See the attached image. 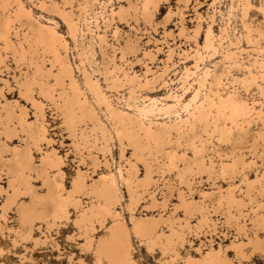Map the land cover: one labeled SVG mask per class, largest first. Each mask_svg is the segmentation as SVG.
I'll use <instances>...</instances> for the list:
<instances>
[{
  "label": "bare ground",
  "instance_id": "obj_1",
  "mask_svg": "<svg viewBox=\"0 0 264 264\" xmlns=\"http://www.w3.org/2000/svg\"><path fill=\"white\" fill-rule=\"evenodd\" d=\"M7 1L8 4H5V0H0V10L2 12L0 15V52L1 50L5 52V55L4 53L3 55L0 54V65L5 66L3 59L6 58V53L8 52H11L10 55L15 64L20 65L26 61L25 54L32 51L42 58L51 57L52 60L49 61L51 68L54 63H59L61 65L60 73L64 72L65 75L63 77L69 80L68 90L65 88L66 84L59 74L54 78V82L48 85L47 80L42 77L39 62L31 59L28 66L26 65L30 72L22 73L21 81L13 77L17 84L18 93L23 97H27L32 93L31 86L34 83H38L40 95L44 100L50 101L58 111L59 116L63 120V125L73 141L74 150L81 156L89 157L91 147L102 152H109L108 144L115 140L119 147L121 158L124 151L130 150L132 152L131 157L135 159L134 162L126 161L128 165L120 166L116 174L110 172L106 176L102 175L97 182L90 185L89 194H93L100 202L88 208V212L87 210L78 212L79 214L73 221V227L76 229L77 235L81 237L86 233H96L95 225L97 227L102 226L106 220L110 221L106 235L96 239L89 238L84 245H81L84 253L93 256L94 264H135L132 259L131 233L138 239L140 244L147 247L150 253L159 249L164 255L165 252L173 249L174 244L182 246L184 242L183 231L191 232V227L186 219L182 220L179 218L178 220L183 222L168 227V234L165 235L161 231L157 232L160 222L156 221V219L132 216L143 193L147 191L152 181L153 165L146 160L147 157L152 156L151 151L159 153L158 155H161L160 157L165 160L161 166L157 163L158 159L152 161L156 162L154 164H157L162 174L173 173L179 186L184 187L188 191H179L177 199L179 200L180 208L184 210L186 216L189 217L194 212L198 215L199 223L195 225L198 233L214 227L211 215L221 208L224 210L227 222H233L240 234L245 235L244 228L248 220L255 229L262 227L264 230V168L255 185V183L249 181L243 170H239L245 165L243 156L240 155L238 159V156L231 153L223 158L224 156L219 154L220 143L224 139L229 141L230 138L234 137L236 138L235 142H240L246 137L254 120L253 117L256 118L255 120H261L260 118L264 116V108L255 111L234 89L231 92H226L223 88H225L224 80L228 79V72L223 74V71H204L196 81L197 89L193 97L186 103L183 102V96L169 95L166 100L160 102L156 100L141 101L132 106L126 103L123 108L116 107L113 104L110 99L112 94L109 93L112 92L114 96H118V89L127 85L129 89L126 93L127 99L125 101L136 102L135 85L138 88L153 85L163 78L165 70L157 73L151 71L145 65L146 72L143 76H131L123 68L116 65L115 49L112 50V56L106 61L107 65L102 64L101 69L98 64L94 63L91 53L87 51L81 52L79 55V67L77 68L81 69L80 74L83 83L88 88L89 94L95 99L96 106L104 109L107 121L113 131L112 135L97 115L95 107L87 101L83 91L77 87V82L72 75L73 68L67 55L65 42L53 28L43 26L35 21L20 0H13L16 10L12 17L11 13L5 14L6 6L11 5L10 1ZM81 1L83 3L81 6L78 5L77 12L79 14L75 19H72L74 15L67 20L62 14H59L61 20L73 33L74 43H76L75 35L77 36V33L81 37V41L84 33L93 34L88 26L89 18L93 20L95 28L98 29L97 17L93 12V7L100 5V8L106 13L107 5L111 2V0H107L108 3L105 0ZM166 1L136 0L133 2L128 0L127 5L129 8L132 7L134 14H140L144 25L149 26L160 5L166 3ZM213 1L210 7L213 5ZM255 9L264 17V1L259 7H254L246 2L241 10L244 37L246 43L251 45L250 50H241L237 54L230 53L225 56L224 60L233 64H242L244 60L242 55L246 56L249 66L244 67L246 73L243 75L241 83L243 86L254 87L258 96L264 102V48L260 47V42L264 44V26L262 29L258 27L252 28L251 23L246 21L248 12ZM127 11L128 9L120 7L116 14H125ZM198 16V20H200V14ZM108 17L104 22L107 26L110 21H113L114 13L112 9L108 12ZM21 18H25L27 22L29 21L32 27L21 31L20 28L27 22L20 23L16 27L14 25L15 21H19ZM79 21L82 29L78 25ZM201 28L202 25L198 23L191 37L195 40L196 47L191 56L194 58L193 70L190 68L183 70L178 79L181 89L187 86L189 79L200 68V65H204L207 58L217 54V48L212 45L213 34L210 26L205 30L203 44L199 45L197 42ZM95 33L97 32L95 31ZM12 37L17 44L11 41ZM226 38L227 31L223 30L222 36L218 38V48L226 41ZM96 39L98 40L100 51L104 53V50L108 47L105 37L96 34ZM229 45L232 46L231 43ZM123 57V54H121L119 60L125 61ZM107 68L110 69L108 70ZM95 76H100L103 79V82L107 85L105 89L94 78ZM234 82L235 79L231 83ZM5 84L8 87L7 81H5ZM200 97H202L201 100ZM0 98H3L1 92ZM28 100L33 105L34 114L37 115L35 125L25 122L24 118H17L16 125L25 134L24 143L26 146L24 145L21 149L10 147L3 141V139L9 140L8 135L10 136L11 133L15 132L11 125L13 119L17 116L15 117L12 108L0 106V180L3 176L6 184L4 188L0 187V197H2L0 219L4 220L6 214L14 213L17 226V230L14 233L19 235L21 240L27 238L29 240L35 223L45 224L48 230L61 227L63 221L68 220V205L73 204L76 210L79 205V198L76 196L87 188L85 179L81 174L77 173L71 183V190L66 197H63L61 195L62 185L49 175L52 170H56L57 174L59 173L60 175L58 168L61 164V158L54 154H46L41 156L37 166L33 163V158L27 146L31 143L35 150L40 151L39 143L46 142L47 139H45L46 130L37 119L38 116L42 118L43 104L32 97ZM177 109L181 113L186 114L185 118L180 117ZM171 113H174L175 119L169 121L170 123L156 121L160 119V115L168 116ZM155 117L158 118L154 120ZM87 123L90 125L89 129L87 128ZM219 123H222V126H219ZM16 125L14 124V126ZM198 128H201L199 133L197 132ZM214 135L218 136L215 139L218 144L213 142ZM256 139L264 141V133H259L253 138V141L255 142ZM181 141L189 143L193 159L191 162L182 159L181 162L183 164L178 165L175 162L177 158L175 157L174 149L178 147ZM164 142L171 148V152H166L165 155L161 154L162 151L160 150V146ZM234 144L231 143L230 146ZM256 151L255 149L251 154L253 157L252 161L247 164L248 167L256 166L254 161L258 157ZM7 154H9L8 157H6ZM216 158L218 163L213 161ZM137 162L142 164L144 173L142 178L138 177ZM32 173L41 179L42 187L45 189L44 194L38 193L32 185ZM202 173L208 176L213 175L223 180L228 173L240 174L242 187L238 189L239 194L236 195L235 189L237 187L235 186H230L224 191L219 189L217 197H215L213 192L199 191L200 204L204 205L202 207L199 202L192 199L193 176ZM117 177L127 194L126 210L131 219L130 227H127L125 220L114 209L120 201L116 184ZM25 197L29 198L28 202L22 200L19 202L20 199ZM205 200L210 203V207H206ZM155 203L156 201L152 198V204ZM246 205H249V208L247 213H244L243 209L246 208ZM198 233H196L197 236L200 235ZM244 237L246 238V243L238 240V244H234L235 254L239 258H247L244 248L251 245L249 256L254 254L264 257V239L259 238L256 233H254L252 238ZM160 240L162 241L160 242ZM177 257V254H175L174 257H169V261L165 260L164 263L170 261L173 263ZM180 261L181 264H232L226 257L222 256L219 249H208L202 253L200 258L185 257Z\"/></svg>",
  "mask_w": 264,
  "mask_h": 264
},
{
  "label": "rangeland",
  "instance_id": "obj_2",
  "mask_svg": "<svg viewBox=\"0 0 264 264\" xmlns=\"http://www.w3.org/2000/svg\"><path fill=\"white\" fill-rule=\"evenodd\" d=\"M9 6H6L5 14L14 13L16 5L13 0H9ZM25 9L29 11L32 18L39 24L51 27L61 37L66 44L67 55L69 57L71 66L73 68V77L77 82V87L83 91L87 97V101L95 107L97 115L105 124L109 133L113 135L110 123L107 121L106 113L102 107L96 106L95 99L89 94L88 88L83 83L79 67V55L83 51H87L93 55V61L95 64L107 65L106 61L112 56V50L115 49V63L118 67L123 68L129 75L143 76L146 72L145 65L153 72L160 73L165 70L163 78L154 83L153 85L141 86L138 88L135 85L134 90L136 92V102L125 101L127 99V91L129 87L124 85L119 88V95L114 96L112 94L110 99L116 107H123L126 103L129 105H136L138 102H148L149 100L163 101L166 100L169 95L171 96H183V102H188L194 95L197 85L196 81L201 77L204 71L221 72L223 74L228 72V79L224 80L223 88L226 92H231L233 89L235 92L243 98L250 107H253L255 111H259L264 108L263 100L258 96L254 87L243 86L241 79L245 75L246 70L244 67L249 66L247 58L242 55L243 63L233 64L225 61L224 58L230 53H239L242 51H249L250 46L245 41V33L242 27L241 10L242 6L247 2L254 7H259L264 0H167L158 8V11L153 16L150 25H144L140 14H134V11L128 7V0H111L108 3L106 13L100 8V5L93 7V12L97 17V26L95 28L92 19H88V26L91 28L93 34L84 33L82 41L81 37L75 35L76 43L73 41V33L70 28L61 20L59 14H62L67 20L75 19L78 16L77 8L83 3L80 0H20ZM135 2L136 0H130ZM213 1V5L210 4ZM5 4L8 1L5 0ZM1 4V3H0ZM121 8L128 9L127 13L117 15L116 13ZM112 9L114 13L113 21H110L107 26L104 22L109 18L108 12ZM2 14L0 10V15ZM181 14V15H180ZM198 14L201 18L198 20ZM182 17V19H180ZM77 21V20H76ZM81 21V20H80ZM80 21L78 25L81 27ZM136 21L137 24H136ZM247 22L251 23V27H258L260 29L264 26V17L257 12V9L250 10L248 12ZM25 18H21L19 21H15L14 25L18 27L20 23H26ZM202 25L199 31L198 43L203 44L205 30L208 26L212 28V45L217 48V54H214L211 58H207L204 65H200V68L189 79L187 86L181 89V85L178 82L179 77L183 73L185 68L193 70L194 58L193 55L195 47V40L192 39L197 24ZM32 27L28 21L21 31L27 30ZM183 30V31H182ZM223 30L227 31L226 41L222 43L221 47H217L218 38L222 36ZM95 31L97 33H95ZM96 34L104 36L108 45L104 53L99 49L98 40ZM80 35V34H79ZM11 41L14 44L16 40L12 37ZM232 44L230 46L229 44ZM260 47L264 48V44L260 42ZM1 50L0 54L5 55V52ZM11 52L6 53V58L3 59L4 65H0V92L3 94V98H0V106H7L12 108V111L16 118L13 119L11 128L15 129L14 133H11L9 140L3 139L5 143L10 147L23 148L25 134L21 132V129L17 127V118H24L25 122L35 125L36 115L33 105L28 100L30 97L40 101L42 106V118L38 116V120L42 123L46 130L45 139L46 142H41L40 151L35 150L31 143L27 148L30 150V154L33 158V163L37 166L42 155H56L61 158V164L57 174L56 170L50 171V177H54L57 183L62 185L61 195L66 197L71 190V183L75 179L77 173L81 174L85 179L87 188L80 195L78 207L75 210L73 204H69L67 207L68 220L63 221L62 226L57 229L48 230L45 224L35 223L30 233V238L23 239L19 237L15 230L17 226L15 223L16 215L12 212L6 214L4 220L0 219V264H94L93 256L82 251L81 245H84L85 241L89 238L96 239L100 236L107 234V228L110 225V221L106 220L104 225H95L97 232L94 234L86 233L82 237L76 235V231L73 227V221L76 219L78 212L81 210H87L92 205L100 202L93 194H89L90 185L97 182L102 175L106 176L110 172L116 174L118 168L123 167L126 161L134 162L135 159L131 157V151L126 150L123 153V157L120 156V150L115 140L108 144L109 152H102L98 149L92 148L89 153V157L81 156L77 153L72 146V139L69 136V132L63 125V120L59 116L58 111L53 107L50 101L44 100L39 93L38 83H34L31 86L32 93L27 97H23L18 93L17 84L13 77L18 80H22L21 74L24 72L29 73L28 63L31 59L39 62L41 74L44 80H47L48 85L54 82V78L59 74L62 77L63 82L66 84L65 88L69 89V80L63 77L64 72L60 73L61 65L54 63L53 67H50L51 57L47 56L42 58L37 56L32 51L25 54V62L20 65H16L10 55ZM104 54V55H103ZM121 54H123V60L120 61ZM252 55V54H251ZM5 57V56H4ZM27 65V66H26ZM108 70L110 68H107ZM101 71V70H100ZM50 72V73H49ZM254 72V71H253ZM20 78V79H19ZM103 89L107 85L103 82L100 76H95ZM235 79L234 83H231ZM8 82V87L5 84ZM110 86V85H109ZM132 88V86H130ZM202 97H200V100ZM172 103V102H171ZM178 110V109H177ZM179 111V110H178ZM132 112V111H130ZM180 117L185 118L186 114L178 112ZM168 117V118H167ZM158 118L155 117L154 120ZM157 122L173 121L175 119L174 113L168 116L160 115ZM250 125L248 134L240 142H235L236 138L232 137L229 141L220 143L219 154L220 156L233 155L243 156L245 159V165L243 170L246 173L250 182L255 183L263 173L264 168V141L261 139L253 138L259 133H264V116L261 120H255ZM210 124V122H208ZM14 124L16 126H14ZM87 128L90 125L87 123ZM222 126V123H219ZM211 128V127H210ZM209 128L210 132L211 129ZM1 131V129H0ZM197 132H201V128L197 129ZM218 136H213V142L218 144L215 140ZM231 143H235L230 146ZM255 145H257L255 147ZM26 146V145H25ZM255 147V148H254ZM258 157L254 159L256 166H247L252 161V153L254 150ZM161 154L165 155L166 152H171V148L164 142L160 146ZM175 162L178 165H182L181 160L191 162L193 159L192 150L189 148V143L184 141L179 142L178 147H175ZM152 152V156L147 157V162H150L152 166V181L147 191L143 193L139 204L136 206L132 216L135 217H149L159 221L158 230L165 235L168 234V227L179 222V218L186 219L191 227V232L183 231V244H174L173 249L162 254L159 249L150 253L147 247L140 244L138 241L133 242V255L132 259L135 264H181V259L185 257L200 258L202 253L208 249H219L222 256L226 257L232 264H264V257L252 254L249 256L251 245L244 248L246 253L245 259L239 258L234 251V244H238V240L246 243V237L252 238L254 233L259 238L264 239V230L262 227L256 228L252 226L250 221L245 223V235L240 234L236 225L232 222H227L224 215V210L221 208L215 213H212L211 218L214 222V227L205 229L202 233H198L195 229V225L199 223L198 215L194 212L191 216H186L184 210L180 208L177 195L179 191L188 192L184 187L179 186L177 179L173 173H164L158 169L156 162H152L158 159L157 163L161 166L162 162H165L158 155L159 153ZM209 154V153H208ZM9 154L6 155L8 157ZM86 155V154H85ZM188 158H186V157ZM211 156V154H209ZM261 157V158H260ZM262 159V160H260ZM149 160V161H148ZM218 163V159L213 160ZM128 165V164H126ZM138 167V177L142 178L144 173L142 171V164L136 163ZM32 176V185L36 191L40 194H44L45 189L42 187V181L35 174ZM209 177V178H208ZM61 179V180H60ZM242 181L240 174H230L224 178L208 176L205 173L193 176L192 182V199L199 202V191L213 192L217 197L218 191H224L230 186H235L236 195L239 194V187L241 188ZM116 184L119 192V204L114 208L121 217L125 220L127 227H130V215L126 210L127 194L124 187L121 185L118 177ZM6 186L4 177L0 180V187ZM238 191V192H237ZM189 195V194H187ZM214 197V198H215ZM152 198L156 201L152 204ZM28 202L29 198L25 197L19 200ZM165 201V203H164ZM246 202V201H245ZM201 205V204H200ZM206 207H210V203L205 200ZM2 206V197H0V207ZM204 206L203 204L201 205ZM249 205L243 209L244 213H247ZM13 211V210H12ZM213 211V210H211ZM1 212V211H0ZM39 227V228H38ZM196 233L200 234L199 236ZM37 240V241H36ZM162 240H160L161 242ZM43 242V243H42ZM177 254V259L173 263L169 261V257H174Z\"/></svg>",
  "mask_w": 264,
  "mask_h": 264
},
{
  "label": "crops",
  "instance_id": "obj_3",
  "mask_svg": "<svg viewBox=\"0 0 264 264\" xmlns=\"http://www.w3.org/2000/svg\"><path fill=\"white\" fill-rule=\"evenodd\" d=\"M75 229V228H74ZM75 231H76V229H75ZM157 232H159V230L157 231ZM76 235H77V231H76ZM137 242L138 241V239L136 238V237H134V235L131 233V237H130V242H131V244H132V247H134L133 246V242Z\"/></svg>",
  "mask_w": 264,
  "mask_h": 264
}]
</instances>
